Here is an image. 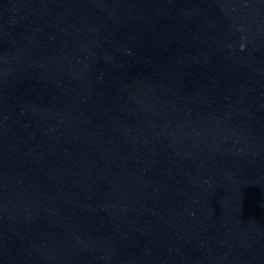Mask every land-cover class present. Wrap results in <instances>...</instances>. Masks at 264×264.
<instances>
[{"label": "water", "instance_id": "obj_1", "mask_svg": "<svg viewBox=\"0 0 264 264\" xmlns=\"http://www.w3.org/2000/svg\"><path fill=\"white\" fill-rule=\"evenodd\" d=\"M0 264H264V0H0Z\"/></svg>", "mask_w": 264, "mask_h": 264}]
</instances>
